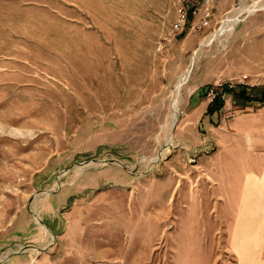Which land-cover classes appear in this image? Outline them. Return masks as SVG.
Here are the masks:
<instances>
[{
    "label": "rangeland",
    "instance_id": "rangeland-1",
    "mask_svg": "<svg viewBox=\"0 0 264 264\" xmlns=\"http://www.w3.org/2000/svg\"><path fill=\"white\" fill-rule=\"evenodd\" d=\"M214 1L175 31L181 0H0V264H264L262 188L210 154L264 3L205 39L254 2Z\"/></svg>",
    "mask_w": 264,
    "mask_h": 264
},
{
    "label": "crops",
    "instance_id": "crops-1",
    "mask_svg": "<svg viewBox=\"0 0 264 264\" xmlns=\"http://www.w3.org/2000/svg\"><path fill=\"white\" fill-rule=\"evenodd\" d=\"M197 1L199 2L200 8L198 13L201 15L205 9V4L200 2V0ZM214 2L213 0L212 5H214ZM231 5L232 4H230V6ZM228 9L229 8L223 9L218 13V18L215 19V23L220 20ZM198 25L201 26L202 24L199 22ZM240 29L241 26H238V33L233 36V45L239 42L238 35ZM255 65L253 69L252 67L250 68V64L247 63V67L238 68L237 70L244 71L245 73L257 72L256 70L261 68V66L258 64ZM245 91L249 95L248 99L239 97L230 91L234 96L233 103H236L237 106L250 107V109H243L237 112L228 122L224 121V119L219 122L217 127L218 135L216 137L218 146L217 149L212 150L210 154L212 156L211 159L215 160L216 166H214V169L242 171L245 174L244 179L248 182V185H252L254 191L255 189L261 191L262 188L264 195V102H262L264 85L253 82L248 86L245 85ZM208 101L209 100H204L195 103L191 111L196 114H201L204 110L206 114H210L221 106V104H219L211 112H206ZM253 102L262 103L259 104L257 108L253 109V106L251 107L247 104ZM254 201L262 200L254 199Z\"/></svg>",
    "mask_w": 264,
    "mask_h": 264
},
{
    "label": "built area",
    "instance_id": "built-area-1",
    "mask_svg": "<svg viewBox=\"0 0 264 264\" xmlns=\"http://www.w3.org/2000/svg\"><path fill=\"white\" fill-rule=\"evenodd\" d=\"M212 1L213 0H200V2H203L205 4V9L202 12L204 17L209 15V10L212 7ZM199 9H200L199 2L197 0H181V2L176 7L175 18L171 24L172 29L175 31H180L186 25L188 16L197 14L199 12ZM161 46H162V43L158 42L156 44V49L160 50ZM243 77H244L243 75L240 76L238 81L241 82ZM225 85L226 87L230 88V87H233L235 83L228 81L223 86ZM215 94L217 93L213 92L211 95V98Z\"/></svg>",
    "mask_w": 264,
    "mask_h": 264
},
{
    "label": "bare ground",
    "instance_id": "bare-ground-1",
    "mask_svg": "<svg viewBox=\"0 0 264 264\" xmlns=\"http://www.w3.org/2000/svg\"><path fill=\"white\" fill-rule=\"evenodd\" d=\"M257 1H258V0H254V2H253L251 5L246 6V7H242V8H240L239 10H236L234 14L228 16V17L226 18L225 24H224V25H223L218 31L212 33L208 38H210V37H212V36H214V35H215V36H216V35L218 36V35L223 34V33L227 30V28H228L230 25H232L233 23L236 22L238 15H239L242 11H245V12H246L247 10H253V9L257 8V7H261V6H263L264 0H261V1H259V2H257ZM208 38H206V39H208ZM223 41H225V40H222V42H223ZM184 79H185V78H184V75H183V77H181L179 81L182 82ZM178 85H179V84H178ZM177 88H178V87H177ZM174 115H175V114H174ZM175 117H176V116H175ZM35 216H36V215H35ZM36 222L39 223V224H41L40 218L37 217V216H36Z\"/></svg>",
    "mask_w": 264,
    "mask_h": 264
},
{
    "label": "trees",
    "instance_id": "trees-1",
    "mask_svg": "<svg viewBox=\"0 0 264 264\" xmlns=\"http://www.w3.org/2000/svg\"><path fill=\"white\" fill-rule=\"evenodd\" d=\"M222 89L224 92L225 91H232L235 95L242 97L244 99L249 98V95L245 91V85L235 84L233 87H230V88L226 87V85H225L222 87ZM219 104H221V98H220L219 93H217L208 101L207 106H206V112H211Z\"/></svg>",
    "mask_w": 264,
    "mask_h": 264
}]
</instances>
